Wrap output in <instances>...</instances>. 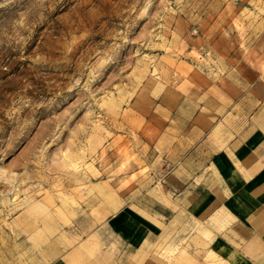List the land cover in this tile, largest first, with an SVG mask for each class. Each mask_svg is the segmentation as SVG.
<instances>
[{
    "label": "rangeland",
    "instance_id": "rangeland-1",
    "mask_svg": "<svg viewBox=\"0 0 264 264\" xmlns=\"http://www.w3.org/2000/svg\"><path fill=\"white\" fill-rule=\"evenodd\" d=\"M259 80L264 0H0V264L145 193L168 131Z\"/></svg>",
    "mask_w": 264,
    "mask_h": 264
},
{
    "label": "crops",
    "instance_id": "crops-1",
    "mask_svg": "<svg viewBox=\"0 0 264 264\" xmlns=\"http://www.w3.org/2000/svg\"><path fill=\"white\" fill-rule=\"evenodd\" d=\"M210 101L167 132L145 193L114 197L81 236L58 228L20 264H264V82Z\"/></svg>",
    "mask_w": 264,
    "mask_h": 264
}]
</instances>
